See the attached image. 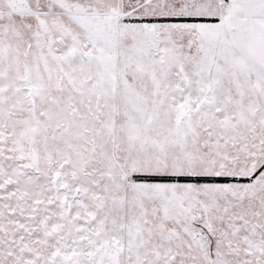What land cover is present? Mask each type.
<instances>
[{
  "label": "snow or ice",
  "instance_id": "6c2138e0",
  "mask_svg": "<svg viewBox=\"0 0 264 264\" xmlns=\"http://www.w3.org/2000/svg\"><path fill=\"white\" fill-rule=\"evenodd\" d=\"M0 264H264V0H0Z\"/></svg>",
  "mask_w": 264,
  "mask_h": 264
}]
</instances>
